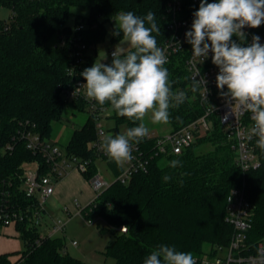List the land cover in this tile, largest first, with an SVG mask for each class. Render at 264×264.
Here are the masks:
<instances>
[{
    "label": "trees",
    "instance_id": "trees-1",
    "mask_svg": "<svg viewBox=\"0 0 264 264\" xmlns=\"http://www.w3.org/2000/svg\"><path fill=\"white\" fill-rule=\"evenodd\" d=\"M172 1L0 0V6L12 11L9 19H0V198L9 195L14 202L29 203L23 184L26 165L37 162L41 176L50 171L43 154H34L19 135L27 123L35 124L37 132L51 140L53 123L63 119L67 107L88 112L86 123L73 132L64 150L68 155L89 161L90 175L99 171V160L105 161L114 174L110 186L84 207L82 213L85 219L100 218L105 222L104 230L111 233L113 240L104 255L116 264H144L146 257L160 245L190 252L196 264H201L216 246H227L230 242L232 228L225 222V213L227 196L232 189H242L253 206L250 243L264 242V151L258 169L242 171L236 164L233 142L212 116L210 131L182 154L159 152L153 139L131 141L138 146L136 154L141 153L148 160V169L134 172L127 183H122L117 177L127 166L110 157H100L96 151V115L111 111L108 118L116 125L114 136L119 134V126L125 125L128 130L141 121L117 115L110 102L100 105L94 99L69 101L66 98V91L76 80L84 79L83 70L96 62V49L106 38L107 24L119 12L132 11L144 17L152 11L160 27L159 34L153 33L160 47L171 35ZM184 3L190 11L198 7L193 0H184ZM75 8L88 13H77ZM81 25L83 29H79ZM146 26L149 25L146 23ZM263 26L264 23L256 29ZM114 31L115 27L112 42L123 40L122 33L116 36ZM53 38L58 39L55 45L50 44ZM77 38L87 46L78 64L70 53ZM232 39L239 42L235 36ZM188 54L186 46L164 65L172 92L186 94L183 103L173 102L169 107L168 123L173 130L205 114L199 87L190 79L186 67ZM112 60L110 57L104 64L111 65ZM194 85L196 91H192ZM92 105L95 110L91 109ZM173 160L180 162L175 168L170 166ZM165 175L171 177L167 182L163 179ZM15 226L26 250L15 262L8 255H0V264H88L68 254L63 238L47 237L37 243L40 232L28 220ZM121 226H126L127 232H120Z\"/></svg>",
    "mask_w": 264,
    "mask_h": 264
},
{
    "label": "clouds",
    "instance_id": "clouds-1",
    "mask_svg": "<svg viewBox=\"0 0 264 264\" xmlns=\"http://www.w3.org/2000/svg\"><path fill=\"white\" fill-rule=\"evenodd\" d=\"M191 30L186 32V42L192 46V57L203 63L212 53V63L219 69L216 76L221 95L230 97L237 109L251 113V136L258 137L257 146L264 151V45L259 36H253L251 44L244 46L245 26L257 28L264 23V0H200L194 12ZM114 35L127 41L132 49L125 53L117 46L112 53L111 65L95 62L81 75L86 81V95L100 105L110 102L117 115L133 121H141L125 134L106 136L102 149L115 162L130 161V142H139L148 135L142 122L151 112L152 123H168L169 107L183 103V91L173 93L169 72L164 65L168 58L157 47L153 33H160L155 14L149 11L140 17L132 11H121L115 18ZM147 25L149 26H146ZM233 36L238 38L233 40ZM203 85L206 81L202 77ZM225 86L227 92H224ZM194 85L192 91H196ZM180 164L173 160L170 166ZM164 181L170 176L165 175ZM144 264H196L192 253L180 252L174 246L160 245L144 260Z\"/></svg>",
    "mask_w": 264,
    "mask_h": 264
},
{
    "label": "built area",
    "instance_id": "built-area-1",
    "mask_svg": "<svg viewBox=\"0 0 264 264\" xmlns=\"http://www.w3.org/2000/svg\"><path fill=\"white\" fill-rule=\"evenodd\" d=\"M208 2V1H207ZM198 7L196 10H187L184 6V0H173L170 7L169 28L171 35L159 48L163 49L168 58V62L173 55L178 54L188 46L189 54L186 60V67L190 79L199 87V98L205 106V114L199 119L191 122L187 126L173 130L164 136H158L156 133L148 134L145 139L156 141V147L159 152L166 153L171 151L174 154H182L185 149L193 145L198 139L206 135L212 124V116H215L219 123L225 128L227 139L233 142L236 152V164L244 172L258 169L261 164L262 150L257 146L256 136H251L250 131L253 126L251 113L242 109H237L230 97L221 95V90L217 88L216 76L219 69L212 63V53L209 52L208 58L200 63L198 59L192 57V46L186 42L185 34L191 30L194 20V12L198 10L200 0H193ZM185 13V14H184ZM81 25L79 29H83ZM246 33V46L251 44L252 37L259 36L260 43L264 45V26L262 29L250 28L245 26L242 29ZM64 44V43H63ZM86 44L79 38L75 39V44L70 48V53L76 58L77 64L84 58ZM114 51H110L112 56ZM202 77L206 81L203 85ZM86 81L82 78L76 80L74 85L66 91V98L69 101L86 100L91 101L86 95V87L82 86ZM224 92H227L225 86ZM92 110L95 107L91 106ZM104 113L96 115L97 140L94 145L100 157H109L102 149L101 144L108 136L102 123L100 122ZM21 139L26 142V147L34 154H43L48 164L49 172L46 175H40V165L36 163L35 170H26L23 177L25 186V196L30 201L25 205L14 202L9 195H3L0 198V223L4 226L16 225L18 222L28 220L30 226L40 224L42 214L47 213L45 204L47 199L54 195L57 184L72 171H78L88 181L95 192L97 198L105 191L112 182L108 181L100 170L94 174H89V161L76 156H71L61 149L56 143L44 138L37 132L35 124L27 123L20 131ZM132 147V156L134 157L127 163L125 171L117 177L122 183H127L131 175L138 171H147L148 160L136 154L138 146L136 143H130ZM7 198V199H6ZM78 213L83 216L82 206L77 204ZM253 218V206L247 200L242 189H232L227 196L225 222L231 226L232 235L227 246H216L212 253L207 254L201 260V264H264V242L252 244L249 241V231ZM92 223L94 220H88ZM66 223L58 220L48 231L40 233L39 243L47 237H56L61 231H64ZM119 231L127 232L126 226H121ZM73 246L78 242L73 241Z\"/></svg>",
    "mask_w": 264,
    "mask_h": 264
},
{
    "label": "rangeland",
    "instance_id": "rangeland-1",
    "mask_svg": "<svg viewBox=\"0 0 264 264\" xmlns=\"http://www.w3.org/2000/svg\"><path fill=\"white\" fill-rule=\"evenodd\" d=\"M75 12L87 14L88 12L75 8ZM12 11L7 7L0 6V19L6 20L9 19L11 16ZM74 20L71 19L70 23L73 24ZM115 27V21L112 23L107 24V35L105 40L98 44L96 53V62L97 63H104L105 61L110 59L109 51H115L116 47L119 46L124 49L125 53L132 50L128 45L127 41L121 40L117 43H113L111 36H112V29ZM58 39L53 38L50 41L51 45L57 44ZM111 114V111H106L101 118L100 122L102 123L104 129L107 132V135L114 136L113 129L116 126L114 121L108 116ZM89 116L88 112L77 111L70 107L65 109L63 114V119L58 122L53 123V131H52V138L51 141L55 142L61 149H64L65 146L68 144L73 132L76 129L81 128L87 121ZM145 126L148 128V134L156 133L158 136H164L169 134L172 131V127L169 123H152V114L149 112L142 121ZM127 131V127L125 125H121L118 127L119 134H125ZM118 134V135H119ZM123 166H127L126 162H122ZM36 163H29L26 165L27 170H35ZM98 167L100 173L110 182L114 180V174L108 168L107 164L103 160L98 161ZM49 198L47 199V202ZM46 202L45 207H48V203ZM75 203V201H73ZM86 206H83V208ZM59 220L66 223L64 231L59 232L56 234L57 237H61L64 239L66 244L65 250L68 252L69 255L79 258L88 264H116L115 260L112 258H107L104 255L106 247L111 243L113 240V236L107 230L105 222L100 219L96 218L92 223H89L84 216L80 215L79 213L74 215H66V214H59ZM40 224L37 227V230L40 233H44L48 231L54 224L55 219L48 216V214H42ZM58 221V220H57ZM14 227V225H11ZM9 226H0V235L3 238H7L3 236L5 233V229ZM20 234V232L18 231ZM18 234V235H19ZM20 241V249L17 251L18 253H13L8 255L9 257H13L15 259L21 258L22 253L26 250V245L24 240L21 237L18 238ZM77 241L78 245L73 246L72 242ZM209 251V250H208ZM21 256V257H20ZM11 260V259H10ZM15 262L16 260H11Z\"/></svg>",
    "mask_w": 264,
    "mask_h": 264
},
{
    "label": "crops",
    "instance_id": "crops-1",
    "mask_svg": "<svg viewBox=\"0 0 264 264\" xmlns=\"http://www.w3.org/2000/svg\"><path fill=\"white\" fill-rule=\"evenodd\" d=\"M95 197V192L85 177L78 171H72L57 184L54 195L47 202V214L56 221L59 220V214H77V204L82 207L88 206L95 200ZM18 234L16 226H9L5 229L3 236L7 238L0 235V255L18 253L21 246L18 239L20 234ZM10 259L18 260L19 258L10 257Z\"/></svg>",
    "mask_w": 264,
    "mask_h": 264
}]
</instances>
